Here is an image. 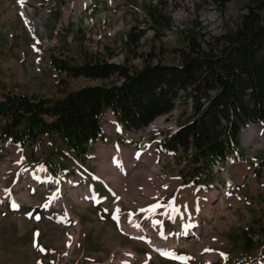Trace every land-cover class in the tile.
<instances>
[{"label": "rangeland", "instance_id": "obj_1", "mask_svg": "<svg viewBox=\"0 0 264 264\" xmlns=\"http://www.w3.org/2000/svg\"><path fill=\"white\" fill-rule=\"evenodd\" d=\"M248 7L264 13L261 0H0V99L7 92L60 96L121 80L68 74L56 60L130 68L180 62L191 38L208 48ZM190 101L180 97L146 128L125 132L124 141L106 109L105 136L83 158L55 134L24 145L0 140V264H264V124L242 133L241 161L193 184L192 150L166 153L157 145ZM47 161L55 172L44 169ZM36 173L48 179H32ZM12 196L16 209L8 205ZM187 210L200 218L183 219L193 233L169 234ZM150 219L158 224L144 233ZM160 244L185 257L166 259Z\"/></svg>", "mask_w": 264, "mask_h": 264}, {"label": "trees", "instance_id": "obj_2", "mask_svg": "<svg viewBox=\"0 0 264 264\" xmlns=\"http://www.w3.org/2000/svg\"><path fill=\"white\" fill-rule=\"evenodd\" d=\"M181 59L135 68L107 60H56L58 69L68 74H116L121 80L82 85L60 96L7 92L0 99V139L24 145L55 134L69 154L83 158L90 144L104 135L106 109L122 129L138 131L172 110L180 97L190 98V111L159 145L170 152L192 150L189 173L195 181H210L215 162L234 149L242 153V130L251 122L264 124V13L248 7L237 27L214 35L208 48L191 38ZM260 228L264 238V225Z\"/></svg>", "mask_w": 264, "mask_h": 264}, {"label": "bare ground", "instance_id": "obj_3", "mask_svg": "<svg viewBox=\"0 0 264 264\" xmlns=\"http://www.w3.org/2000/svg\"><path fill=\"white\" fill-rule=\"evenodd\" d=\"M30 11H31V10H30ZM253 129L257 130V129H258V127H255V128L253 127ZM190 222H192V223H193V220H192V221H191V220H189V221H186L184 224H187V226H189V225H190V224H189ZM187 226H186V227H187Z\"/></svg>", "mask_w": 264, "mask_h": 264}, {"label": "snow or ice", "instance_id": "obj_4", "mask_svg": "<svg viewBox=\"0 0 264 264\" xmlns=\"http://www.w3.org/2000/svg\"><path fill=\"white\" fill-rule=\"evenodd\" d=\"M21 2H22V0H21ZM115 218V217H114Z\"/></svg>", "mask_w": 264, "mask_h": 264}]
</instances>
